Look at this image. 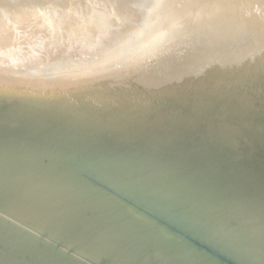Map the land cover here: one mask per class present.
<instances>
[{"label": "bare ground", "instance_id": "obj_1", "mask_svg": "<svg viewBox=\"0 0 264 264\" xmlns=\"http://www.w3.org/2000/svg\"><path fill=\"white\" fill-rule=\"evenodd\" d=\"M33 3L0 6L4 15L0 16V46L12 41L10 29L16 28L6 30L3 18L12 24L29 23L37 19ZM112 4L101 9L84 5L57 19L66 33L92 45L97 42L94 34H107L116 21L137 17L131 9L115 13ZM262 4L264 0H163L152 7L158 17L151 30L136 32L123 46L115 43L112 49L119 47L117 53L104 51L96 61L90 60L92 56L83 68L78 69L83 59L78 62L80 58L72 56L79 63L77 69L69 66L66 75L62 68L53 67L55 83L50 80L49 88L47 66L28 67L1 46L0 264H264V88L239 81L179 86L184 69L166 58L167 65L157 74L142 77L148 92L61 91L62 80L75 81L79 75L85 82L93 75L95 80L98 72L101 80H110L106 74L118 79L122 77L118 70L111 69H126L123 64L182 44L183 30L241 17L242 22L246 14L247 23L251 22L244 21L246 26L264 30ZM211 26L207 28L212 30ZM249 27L239 32L252 33ZM227 33L216 37L222 41ZM232 36L228 38L234 41ZM121 70L124 75L126 70Z\"/></svg>", "mask_w": 264, "mask_h": 264}, {"label": "rangeland", "instance_id": "obj_2", "mask_svg": "<svg viewBox=\"0 0 264 264\" xmlns=\"http://www.w3.org/2000/svg\"><path fill=\"white\" fill-rule=\"evenodd\" d=\"M1 2H0V6H4L5 4H10V2H11V4L13 5L14 3H16V7L17 6H27V5H29L30 3H33L32 1H34L35 3H36V1L38 2L37 4H34L33 3V7H35L36 8V11H34V15H36L37 14V16H36V18L38 19V21H36L37 19H32V20H29V23H25V24H21V25H19L18 23H13L12 24V22H10V21H7V17H5V19L3 18V20H5L4 21V26H5V29L7 30H9L10 28H11V26H12V28H14V27H16V28H14V29H10V33H11V35H12V38L15 40V41H13V39H12V41H10V42H8V44H10L11 46H7L8 44H5V45H1L2 46V49L4 48L3 46H6V49H5V51H10L11 53H13V54H16V55H18L22 60H23V62L24 63H26V65L29 67H31V66H34V65H36V64H41V65H43V66H47L46 68V73H45V75H47L48 76V73H47V71L49 72V76H48V78H49V80L48 79H45V82L48 80L49 82H50V80L51 81H53L54 79H53V76L54 75H52V77H51V74H53L54 72H53V70H55L56 68H60V70H61V68H62V72L63 73H65L66 75H67V71H69V69H70V67L72 68V67H76V69H77V64H79L78 62H80L82 59V61L81 62H83V65H82V63L80 62V66L78 67V69L80 68V67H85L86 65H88L90 62H92V61H89L88 59H90V58H92V56H93V59H90V60H93V61H96V60H98V59H100V57H102V54H105V53H107V54H115V53H117V51H118V48H117V50H114V49H112V48H115V43H117V44H120L121 46H123L125 43H126V41L129 39L130 40V38H129V36H135L137 33H139V32H142V31H149V30H151L152 29V27H153V25H154V23H155V21H156V19H157V17H158V12H153L152 10H154L156 7H158V6H160V4H162V2H163V0L161 1V0H110V1H108V0H77V1H75V0H73V2H72V0H53V1H51V3H50V0H47V1H45V0H40V3H39V0H29L28 2H27V0H26V2L25 3H23L25 0H23L22 2L20 1V0H9V2H8V0H0ZM5 1H7V3L5 2ZM17 1H18V3L20 4H18L17 3ZM41 1L42 2H44L43 4L46 6V8L45 7H43L44 5L41 3ZM55 1V2H54ZM85 1V2H84ZM90 1H92V2H90ZM96 1H98V3L96 2ZM100 1V2H99ZM112 1H113V4L111 5L112 6V9L114 10V12L115 13H119L120 11H122V12H120V13H124V12H126L125 10H129V9H131V10H133V11H135L134 13L137 15V17H135V16H133V17H135L134 18V20L137 22H135L134 20L132 21V20H130V21H127V20H118V21H116L115 23H113L112 25H110L109 26V28H108V33L107 34H101V35H99V34H94V35H96L94 38H95V41H97V42H95L94 44H92V45H88V44H86V42H84V40H82L81 41V39H83L82 37H79V36H76V37H78V38H75V35H72V34H69V33H66V26L65 25H63V23L61 24V22H59L58 21V17H59V15L60 16H62L63 17V15H65V14H68V13H70V12H72V11H75V13H76V11H78L81 7H85V6H87V7H95V8H97L98 9V7L99 6H103L104 4H106V3H112ZM157 1L158 2H160V3H157ZM87 2V3H86ZM102 2V3H101ZM149 2V3H148ZM152 2H154V3H152ZM29 3V4H28ZM48 3V5H46ZM68 3V4H67ZM73 3H75V4H72ZM96 3V4H95ZM135 5H134V4ZM141 3V4H140ZM145 3L147 4V5H145ZM151 3V4H150ZM11 4H10V6H11ZM23 4V5H22ZM39 4V5H38ZM42 5V7H41V5ZM82 4V5H81ZM138 4V5H137ZM140 4V5H139ZM154 4V5H153ZM157 4V5H156ZM32 5V4H31ZM51 5H53V7L55 8V9H53V7L51 6ZM55 5V6H54ZM56 5H57V7H56ZM62 5V6H61ZM79 5V6H78ZM85 5V6H84ZM97 5V6H96ZM150 5V7H148ZM13 6H15V4L13 5ZM13 6H11V7H13ZM74 6H76V7H74ZM78 6V7H77ZM118 6H120V7H118ZM262 7H264V4H262L261 5ZM260 6V8L259 9H262V11H260L262 14H260V15H262L263 17H264V8H262ZM41 7V10L39 9ZM48 7H49V9H48ZM152 7H154V9L152 8ZM2 8V7H1ZM0 8V9H1ZM56 8H58V12H56L57 10H56ZM69 10H68V9ZM100 9L102 8V7H99ZM144 8V9H143ZM149 8H151V9H149ZM13 10H15L14 8H12ZM18 9V8H17ZM45 9H48V13L47 12H44L45 11ZM76 9V10H75ZM122 9V10H121ZM125 9V10H124ZM147 9V10H146ZM38 10V11H37ZM44 10V11H43ZM72 10V11H71ZM44 13H43V12ZM50 11H54V12H52V14H54V15H52L51 14V12ZM118 11V12H117ZM144 11V12H143ZM147 11H149V12H147ZM145 12H146V15H147V17L146 18H144L146 15H145ZM3 12H2V10L0 11V16H2V17H4V15L2 14ZM47 13V14H46ZM61 13L63 14V15H61ZM80 13V12H79ZM78 13V15H80ZM151 13V14H150ZM46 14V15H45ZM52 15L51 17L49 16V15ZM73 14V13H72ZM145 16H144V15ZM157 14V15H156ZM246 14V13H245ZM45 15V16H44ZM78 15H73V16H75V18L77 17V18H79L80 16H78ZM152 15V16H151ZM48 16L50 17V18H48ZM56 16V17H55ZM154 16V17H153ZM245 17H243L244 18V20H242V22H241V18H238L237 20H234V21H230V22H228V21H226L225 23L223 22V23H221L220 25L217 23H214L213 22V24H212V26H211V24L209 25H206V24H204V27H202V28H198V29H196V30H194V31H191V32H187L186 30H183L184 32H182L183 34H186L185 36H186V38H185V40L183 41V43L182 44H178V45H174V47H171V48H169V49H166V50H164V51H162V52H160V53H158V54H156V55H152V57H150L149 55V58H147L146 56H144V58L142 57L140 60L142 61H139V62H134V63H131L130 65L128 64H123L125 67H127L126 69L125 68H113V69H111L112 70V72H114L113 70L115 69V70H118V72L120 73V75L123 77H119L118 79H117V77L115 76V78H114V76L112 77L111 76V78L112 79H114L113 81L111 80V78L110 77H108V74H106V73H104V74H106L107 75V78H109L110 80L108 81L107 79H106V77L105 78H103V80H101V77L98 75V73H97V76L98 77H96V79L95 80H97V78H99L100 77V79L99 80H97V82L96 83H94L93 82V80H94V78H95V75H93L92 73H91V75H90V77L93 75L94 76V78L93 79H91V78H89L88 76H89V74L87 75V74H85V76L87 75V77H88V80L89 79H91V84H89L88 82V80H86V82L88 83V85H87V83L85 82V79L86 78H84V80L83 79H81V77L83 78L84 76H81V75H79L77 78H75L76 80V83L78 84L79 82L81 83V84H78V85H80V86H78L76 83H75V81L74 80H72V81H70L69 79V81L70 82H67V81H65V80H62V81H64L65 82V85L64 86H67V88H64V86H63V84H62V82L61 81H59V82H61L60 84H58V83H56V85H58V87H59V89L61 88V91H64L65 90V92L67 91V90H69V91H67V92H77V91H82V88H85L87 91H89V92H99L100 94H104V93H109V94H113L112 93V91H115L114 92V94H127V93H129L130 94V92H133V91H139V92H148L147 90L149 89V87L148 86H146V84H145V82L143 81V79H142V77H144V76H153V75H155V74H157L158 72H159V70H160V68L161 67H163L164 65H167L166 63H164V60H167L166 58H170V60H169V62H173V63H179V65L184 69V73L185 74H183V76H182V78H179L178 80H177V82H178V85L179 86H182V85H184V84H189V85H200V84H206V83H208V81H214V83H227V82H238V83H246L247 82V84L252 88V87H255L256 85L259 87V88H264V86L263 85H261L260 83H264V34H259L260 33V31L259 30H261V31H263V33H264V30H262L261 28H263V27H259V26H257V28H259V29H255L256 28V26L255 25H253L255 28H251V27H253V26H251V27H249L250 25H247L246 26V24H248V23H251V22H248L247 23V21H250V20H247L246 18V16H247V14L246 15H244ZM132 17V16H131ZM138 17H139V20H138ZM143 17V18H142ZM153 17V18H152ZM156 17V18H155ZM42 18H44V19H42ZM54 20V18H55V22H59V23H57L59 26H57V24H56V26H57V28H56V26L54 25L55 24V22L52 20V19ZM155 18V19H154ZM40 19V20H39ZM51 19V22H48L49 20ZM133 19V18H132ZM151 19H153V22L152 21H149V20H151ZM48 20V21H47ZM57 20V21H56ZM140 20H141V22H140ZM240 20V21H239ZM30 21H32L31 23H30ZM34 21V22H33ZM149 21V22H148ZM235 21H236V23H235ZM246 22V24H245V22ZM37 22V23H36ZM39 22H42V23H39ZM143 22V23H142ZM117 23V24H116ZM152 23V24H151ZM234 23V24H233ZM238 23H239V25H238ZM240 23H243V24H245L244 26H242ZM253 24H254V22H252ZM7 24V25H6ZM9 24H11V25H9ZM38 24V25H37ZM41 26H40V25ZM116 24V25H115ZM137 24H138V27H137ZM142 24V25H141ZM223 24H224V26H223ZM230 24V25H229ZM237 24V25H236ZM17 25H18V27H17ZM36 25V26H35ZM53 25V26H52ZM63 27V28H61V26ZM206 25V26H205ZM215 25V26H214ZM225 25H227V27L229 26L230 27V29H228L227 27H225ZM238 26L237 28H235L236 26ZM240 25L242 26V28L240 27ZM6 26H8V27H6ZM14 26V27H13ZM43 26H45V29H43L44 27ZM65 26V27H64ZM113 26V27H112ZM208 26H211V29L212 30H210V27L209 28H207ZM232 26H235V27H233V28H235V31H237V32H239V28H241L242 30H244V28L247 30V28L249 27V29L251 28L253 31H252V33H250L249 32V34L247 33V31L245 30V32H243V31H241V32H239L240 33V35L236 32H234V30H233V28H231ZM264 26V25H263ZM36 27V28H35ZM43 27V28H42ZM60 29H59V28ZM216 27V28H215ZM244 27V28H243ZM37 28H38V30H37ZM47 28V29H46ZM48 28H49V30H48ZM55 28V29H54ZM150 28V29H149ZM213 28L216 30L217 28V30H218V32H217V30L214 32L213 31ZM16 29V30H15ZM41 31H40V30ZM63 29H65V30H63ZM225 29H227V30H225ZM237 29V30H236ZM248 29V31H251V29L249 30ZM255 29V30H254ZM15 30V31H14ZM22 30V31H21ZM27 30V31H26ZM47 30V31H46ZM58 30L60 31L59 32V34H58ZM142 30V31H141ZM222 30L223 32H220V31ZM12 31V32H11ZM26 31V32H25ZM38 31H40V32H38ZM44 31H46V32H44ZM53 32L51 35L49 34V32ZM145 31V32H146ZM227 31H228V33H229V36L231 37L232 36V34L230 35V32H232L233 31V36H232V39L235 41L236 40V43L237 44H233L234 43V41H232L231 39H229L227 36V40H226V37L224 38L223 37V39L225 40V43H223V45H222V42H224L223 41V39H222V41L220 42L219 41V39L216 37L218 34H221L220 36L222 37V35L224 34V32L225 33H227ZM256 31L258 32V33H256ZM42 32V33H41ZM50 32V33H51ZM110 32V33H109ZM135 32V33H134ZM137 32V33H136ZM181 32H179V33H181ZM188 33V35H187V33ZM220 32V33H219ZM30 33V34H29ZM31 33H33V34H31ZM47 33H48V36L50 37H48L47 36ZM56 33H57V35H59L60 37H64V40L63 39H61L59 36V40H60V42L59 43H57V41L56 40H58L57 39V35H56ZM115 33V34H114ZM128 34V36H127V34ZM178 33V34H179ZM181 33V34H182ZM214 33H215V37H212L213 35H214ZM218 33V34H217ZM223 33V34H222ZM227 33V34H228ZM234 33H235V36L237 37V39H234ZM15 34V35H14ZM22 36H21V35ZM38 34V35H37ZM44 34H45V36H44ZM60 34H62V35H60ZM182 34V35H183ZM217 34V35H216ZM227 34H225V35H227ZM241 34H243V35H241ZM245 34V35H244ZM255 34V36H253ZM258 36H257V35ZM14 35V36H13ZM28 35V36H27ZM42 35V36H41ZM53 35V36H52ZM126 35V37H124ZM248 35H250V36H248ZM20 37V40H19V37ZM73 38H75L76 39V41L79 39V38H81L80 40H78L77 42L75 41V39H73ZM121 36V37H120ZM123 36V37H122ZM220 36H218V37H220ZM238 36H240V37H238ZM242 36L243 37H245V41H244V38H242ZM246 36H248L249 38H251L250 40H248V39H246L247 37ZM253 36V37H252ZM24 37V38H23ZM47 37V38H46ZM53 39H52V38ZM56 37V38H55ZM71 37V38H70ZM210 37H212L213 38V40L215 41H213L212 40V38H210ZM68 38V39H67ZM208 38V39H207ZM212 40V42L210 41V39ZM214 38H217V40L220 42V44H218L219 42L218 41H216ZM239 38H242L243 40H241L240 39V41H243V42H239L240 43V45L238 44V39ZM31 39V40H30ZM51 39V40H50ZM56 39V40H55ZM65 39H67V40H65ZM71 39H73V40H71ZM125 39H127V40H125ZM19 42H18V41ZM24 40V41H23ZM28 40V41H27ZM53 40H54V42H53ZM58 40V41H59ZM123 42H122V41ZM124 40H125V42H124ZM208 40V41H207ZM232 41V42H230V41ZM52 41V42H51ZM66 41V42H65ZM68 41V42H67ZM70 41V42H69ZM81 41V42H80ZM117 41H119V42H117ZM212 43V44H210V42ZM228 41V42H227ZM247 41V42H246ZM15 44H14V43ZM17 42V43H16ZM48 42V43H47ZM51 42V44H52V46L51 45H49V43ZM79 42V43H78ZM84 42V43H83ZM121 42V43H120ZM128 42V41H127ZM216 42H217V44H216ZM226 42L228 43V45H229V43H230V45L231 46H228L227 44H226ZM246 42V44H244ZM254 42V43H253ZM21 43V44H20ZM27 43V44H26ZM29 43V44H28ZM54 43H55V46L58 44V46L56 47V48H60L59 50L57 49H54L55 48V46H54ZM67 43H70V44H68V46H67ZM81 43V44H80ZM97 43V44H96ZM105 43V44H104ZM124 43V44H123ZM13 44V45H12ZM35 44V45H34ZM48 44V45H47ZM64 44H66V46L64 45ZM123 44V45H122ZM226 44V45H225ZM242 44V45H241ZM22 47H21V46ZM81 45V46H80ZM86 45V46H85ZM115 45V46H114ZM215 45V46H214ZM233 45V46H232ZM235 45V46H234ZM239 45V46H238ZM0 46V47H1ZM15 46V49L13 48ZM33 46V47H32ZM90 46V47H89ZM112 46H114V47H112ZM120 46V47H121ZM218 46V47H217ZM227 46V47H226ZM53 47V48H52ZM83 47V48H82ZM117 47V46H116ZM11 48V49H10ZM38 50H36V49ZM61 48H64L63 49V52H62V50H61ZM79 48V49H78ZM82 48V49H81ZM111 50H110V49ZM2 49H0L1 51L0 52H3L4 50H2ZM78 49V50H77ZM107 51H106V50ZM109 49V50H108ZM116 49V48H115ZM183 49V50H182ZM97 50V51H96ZM114 50V51H113ZM256 50V51H255ZM31 51V52H30ZM64 51H65V53H64ZM82 51V52H81ZM104 51H105V53H104ZM112 53H111V52ZM116 51V52H115ZM263 51V53H261ZM54 52V53H53ZM56 52H59V53H56ZM204 52V53H203ZM241 52H244V53H241ZM73 54V55H70L69 56V54ZM84 53V54H83ZM100 53H102L101 54V56H99L100 55ZM162 53V54H161ZM255 53V54H254ZM260 53V55H262V56H260V55H258V54ZM29 54V55H28ZM52 54V55H51ZM56 54V55H55ZM58 54H60V55H58ZM63 54V55H62ZM75 54H76V57H75ZM165 54H166V56H165ZM243 54V55H242ZM42 55V56H41ZM68 55V56H67ZM78 55V56H77ZM83 55V56H82ZM86 55V56H85ZM88 55V56H87ZM91 55V56H90ZM162 55V56H161ZM182 55V56H181ZM38 56V57H37ZM44 56V58L43 59H45V60H43V59H41V57H43ZM47 56V57H46ZM57 57V58H55V57ZM72 56H74V59L76 58L77 59V61H78V59L80 58V60L77 62L76 60H75V62H74V59H73V57ZM90 56V57H89ZM167 56H169V57H167ZM211 56V57H210ZM249 56V57H248ZM260 56V57H259ZM30 57V58H29ZM37 57V58H36ZM50 57V58H49ZM51 57H54L52 60H50L51 59ZM64 57H66V58H64ZM68 57V58H67ZM79 57V58H78ZM83 57H87V58H83ZM94 57H95V59H94ZM154 57V58H153ZM180 57V58H179ZM223 57V58H222ZM226 57V58H225ZM229 57H231V58H229ZM256 57H258L259 59H256ZM49 58V59H48ZM98 58V59H97ZM146 58V59H145ZM41 59V60H40ZM57 59V60H56ZM59 59V60H58ZM69 61H68V60ZM87 59V60H86ZM147 60L146 62L145 61H143V60ZM182 59V60H181ZM218 59H220V60H218ZM48 60V61H47ZM153 60H155V61H153ZM176 60H178V61H176ZM43 61H45V62H43ZM47 61V62H46ZM65 61H66V63L67 64H61V63H65ZM68 61V62H67ZM71 61V62H70ZM84 61H86V62H84ZM237 61V62H236ZM33 62V63H32ZM43 64H42V63ZM59 62V63H58ZM77 62V64H75ZM145 62V66H144V64L142 65V63H144ZM150 62H152V63H150ZM213 62V63H212ZM36 63V64H35ZM53 63V64H52ZM70 63V65H68ZM148 63V64H147ZM73 64H75V65H73ZM152 64H153V66H152ZM169 64V63H168ZM82 65V66H81ZM146 65H149L148 66V68H149V70H148V68H147V66ZM8 66H10V64L8 65ZM22 66V65H21ZM51 66V67H50ZM69 68H68V67ZM130 68H129V67ZM133 66V68H131ZM158 66H160V67H158ZM11 67H14L15 68V70H17L16 69V67L17 66H10V68ZM50 67V68H49ZM54 67V69L52 70V68ZM75 67H74V69H75ZM121 67V66H120ZM157 67H158V69H157ZM14 68H12V69H14ZM64 68V69H63ZM128 68H129V70H128ZM146 68V69H145ZM151 68V69H150ZM255 68V69H254ZM50 69V70H49ZM73 69V68H72ZM121 69H123V70H128L127 71V73H126V71H125V73H124V75L123 74H121V72L119 71V70H121ZM141 69V70H140ZM143 69V70H142ZM154 69V70H153ZM240 69V70H239ZM243 69V70H242ZM65 72H64V71ZM110 70V71H111ZM138 70H140V71H138ZM253 70V72L252 73H250L251 71ZM122 71V70H121ZM140 73H138V72ZM144 71V72H143ZM237 71H239V72H237ZM51 72V73H50ZM53 72V73H52ZM111 72V73H112ZM123 72V71H122ZM249 72V73H248ZM109 73V72H108ZM110 73V74H111ZM115 73L117 74V72L115 71ZM118 73V74H119ZM132 73H134V74H132ZM137 73V74H136ZM197 73V74H196ZM255 73L257 74V75H255ZM112 74H114V73H112ZM117 74V76H120V75H118ZM127 74V76H125ZM260 74H262V75H260ZM66 75H62V76H66ZM83 75V74H82ZM102 75V74H101ZM128 75H130V76H128ZM254 75V76H253ZM259 75V76H258ZM81 76V77H80ZM103 76H105V75H102V77ZM110 76V75H109ZM238 76H239V78L241 79V80H239V78H238ZM46 77V76H45ZM52 79H51V78ZM79 77H80V79L83 81V82H81V80L79 79ZM133 77V78H132ZM237 79H236V78ZM126 78V79H125ZM244 78V79H243ZM250 78V79H249ZM255 78H256V81H254L255 80ZM104 79H106V81L107 82H105V80ZM121 79V80H120ZM123 79H125V80H123ZM248 79V80H247ZM80 80V81H79ZM94 80V81H95ZM141 80V81H140ZM244 80V81H243ZM247 80V81H246ZM252 80V81H251ZM11 81V80H10ZM12 81H14L15 82V80H12ZM11 81V82H12ZM99 81V82H98ZM101 81V82H100ZM103 81V82H102ZM116 82V81H118L117 83H111V82ZM133 81V82H132ZM243 81V82H242ZM249 81H251V83L249 82ZM13 82V85L14 84H16V82L14 83ZM19 82V81H18ZM63 82V83H64ZM71 82L73 83L72 85H77V87H74V86H69L70 88H68V85H71ZM86 84H85V83ZM94 84H93V83ZM109 82V83H108ZM122 82V83H121ZM258 82V83H257ZM260 82V83H259ZM10 83V82H9ZM53 83H55L54 81H53ZM69 83V84H68ZM75 83V84H74ZM82 83H84V84H82ZM100 83V84H99ZM46 84H47V87L46 88H49V87H51V85H52V82H50V83H48V82H46ZM48 84L50 85V86H48ZM62 84V85H61ZM67 84V85H66ZM98 84H99V86H98ZM177 84V83H176ZM176 84H174L175 85V87H177L176 86ZM258 84H260V85H258ZM61 87H60V86ZM84 85H85V87H84ZM254 85V86H253ZM53 86V85H52ZM88 86H89V88H93L94 86H96V88L94 87L93 89L91 88V89H89L88 88ZM102 88H101V87ZM134 86V87H133ZM141 86L143 87V88H141ZM261 86V87H260ZM117 87V88H116ZM72 88H75L74 90H72ZM88 88V89H87ZM99 88H101V89H99ZM106 88V89H105ZM67 89V90H66ZM85 89H83V90H85ZM113 89V90H112ZM72 90V91H71ZM76 90V91H75ZM85 90V91H86ZM109 90V91H108ZM121 90V91H120ZM96 92V93H97ZM98 94V93H97Z\"/></svg>", "mask_w": 264, "mask_h": 264}]
</instances>
